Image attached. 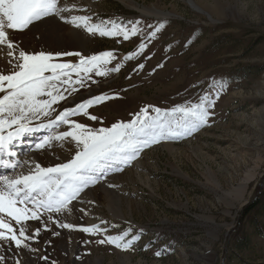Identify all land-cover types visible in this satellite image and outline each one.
<instances>
[{"label": "rangeland", "instance_id": "1", "mask_svg": "<svg viewBox=\"0 0 264 264\" xmlns=\"http://www.w3.org/2000/svg\"><path fill=\"white\" fill-rule=\"evenodd\" d=\"M71 2L78 7L66 16L87 15L93 23L111 20L128 27L129 22L139 21L142 31L124 40L90 34L61 20L86 37L87 47L73 41L53 49L43 45L46 41L41 32L45 27L39 24L31 30L10 33L28 51L91 56L114 50L117 60L108 67L123 62L119 72L103 77L93 73L87 87L70 96L65 93L67 100L58 103L57 111L74 107L92 95L116 94V98L89 109L90 114L102 118V123L83 115L73 117L92 127H108L132 119L148 105L170 109L196 103L206 92L213 94L215 106L208 124L198 131L144 149L137 159L122 165L121 171L108 170L105 179L88 188L94 189L96 200L83 198L88 189L81 193L80 199L90 212L81 220L83 225L99 224L107 233L93 235L78 227L66 228L80 231V251L74 253V262L69 264H264V204L245 213L264 192V0ZM142 8L151 14L142 13ZM156 11L172 15L158 17L152 13ZM161 24L164 27L143 55L122 61L142 40L147 42L149 33ZM19 37L27 44L23 46ZM2 53L7 54V49ZM79 59L64 56L56 62L78 63ZM141 63L143 69L138 67ZM221 83L224 89L216 99L214 94ZM47 134L43 130L35 137ZM35 149L28 155L24 152L25 157L32 156ZM51 150L63 153L58 156L60 161H66L75 151L69 143L60 147L56 142ZM104 181L116 189L122 215L108 206L106 194L98 187ZM74 213L73 207L65 214L71 216L70 224L77 225ZM53 224L45 222L41 231L55 237ZM128 228L132 229L129 238L140 234L131 250L98 242L105 235ZM30 244L37 250L39 241L34 239ZM157 251L162 255H155Z\"/></svg>", "mask_w": 264, "mask_h": 264}, {"label": "snow or ice", "instance_id": "2", "mask_svg": "<svg viewBox=\"0 0 264 264\" xmlns=\"http://www.w3.org/2000/svg\"><path fill=\"white\" fill-rule=\"evenodd\" d=\"M77 7L71 0H0V52L7 49L9 65L7 69L0 67V167L15 170L24 164L30 165L26 173L0 176V264L7 260L21 264L18 252L4 255L12 252L13 247L37 251L29 241L39 237L41 228L30 229L28 221H40L46 215L60 228L78 227L54 219L55 214L71 213L73 201H78L81 193L105 179L108 170L121 171L122 165L137 159L144 149L163 140L189 136L207 125L215 106L213 94L206 92L196 103L186 102L170 109L148 105L132 119L117 121L108 127H92L73 117L83 115L90 121L102 123V118L90 114L89 109L116 98V94L92 95L75 103L74 107L57 111L54 105L67 100L65 93L70 96L87 87L93 73L103 77L119 72L123 62L108 67L117 60L114 50L91 56L67 51H28L21 48L10 33L31 30L47 18H59L77 28H84L90 34L122 37L124 40L142 31L138 27L139 21L129 22L131 27H128L111 20L93 23L92 17L87 15H65ZM163 27L161 24L149 33L147 42L142 40L134 51L122 57V61L143 55L151 39H155ZM64 56H78L80 59L78 63L56 62L57 58ZM138 67L143 69L144 64ZM223 89L221 83L214 94L216 99ZM152 111L155 115H151ZM63 126H67L66 130H60ZM41 130L48 134L35 143L37 150H51L54 142L60 147L69 143L74 146V154L66 161L55 157L50 166L17 159L16 144L26 135ZM44 227L47 229V224ZM79 229L93 235L107 233V229L99 224L79 226ZM131 233L132 229L128 228L116 235H105L98 242L131 250L140 239L139 233L129 238ZM53 234L59 235V232ZM155 255L160 256L162 252L157 251ZM42 258L48 259L46 256Z\"/></svg>", "mask_w": 264, "mask_h": 264}, {"label": "bare ground", "instance_id": "3", "mask_svg": "<svg viewBox=\"0 0 264 264\" xmlns=\"http://www.w3.org/2000/svg\"><path fill=\"white\" fill-rule=\"evenodd\" d=\"M141 12L144 14H151L150 13L151 11H149L147 8H142ZM152 13L154 15H157L158 17H165L167 15H172L171 12H157L156 11V13L154 12ZM39 25L45 27V28H42L43 31L41 32V38H43L42 39L43 42L46 41V43L43 45L49 46L52 49L58 48V46L59 47L67 46L68 44H71V42L73 41L74 42L77 41L76 43H79L80 45L81 44L85 45L87 42V39L85 36H83V34L79 33L74 28L67 27L64 23H62V21L59 18H47L45 22L39 23ZM21 40L22 38L19 37L20 42ZM21 44L24 46L27 43L21 42ZM7 60H8L7 54L0 52V67H4L5 69H7L9 67V65L7 64ZM57 106L58 105H54V107L56 108ZM30 137L31 136H28L27 138H30ZM32 137L34 138L35 135H32ZM29 145L30 144L28 142L26 143L20 142L16 144L14 150L17 149V154H18L17 159L21 161H29V162L34 160L36 162L41 163L44 166H50L55 162V157H58L59 155L60 156L63 155V153L60 150H56V151L55 150H42L41 152L35 149L32 156L29 155L28 158H26L25 155L22 153V151L26 152L25 150L28 148ZM53 153H55V156H53ZM29 166H30L29 164L22 165L21 167L17 168L18 171H16V173H19V172L26 173ZM2 170H4V173L1 172L0 176L3 174L12 175L11 173L13 169L2 167L0 168V171ZM109 186L110 184L108 181L101 182L98 185V187L101 188L100 190L106 194V197L108 198V206L110 207V209L113 210L114 213L122 215L123 208L122 206H120L121 199L119 195L117 194L116 189L110 188ZM85 194L83 195V198L88 196L89 199L87 198L85 199L90 200L91 198L93 200H96L94 189L86 190ZM88 208L89 207H87V204H85L84 199L83 200L79 199L78 201L74 202V212H75L74 220L77 222L78 228L79 226H85L83 225V222L81 220L86 219L87 215H90ZM68 217H71V216H68L67 214L62 213V214H56L54 216V219H59L61 222H64V223H70L69 222L70 220ZM47 221H50V220H48L47 217H44V220L42 219V221L41 220L40 221H28V224L30 226V229L34 230L35 228H42V224H44ZM53 225H54V227L52 228L53 232H59V235H55V237H50L52 236L51 234L49 235L47 232L44 233L41 231L39 237L36 238L39 241V245L38 246L36 245L37 246L36 252H32L27 249L16 250L13 247L12 252L10 253L5 252L4 255L11 256L18 252L19 256L22 258L21 264H52L53 261H55V264H69L71 262H74L73 260L74 253L75 252L79 253L80 251L79 249H80L81 243H80V240L77 238L78 235H80V231H76V230L70 231V230H67L66 228H60L57 224H53ZM31 247H33V244H31ZM45 256L48 258L47 259L48 261H44V259L42 258ZM5 264H12V262L11 260H7Z\"/></svg>", "mask_w": 264, "mask_h": 264}, {"label": "trees", "instance_id": "4", "mask_svg": "<svg viewBox=\"0 0 264 264\" xmlns=\"http://www.w3.org/2000/svg\"><path fill=\"white\" fill-rule=\"evenodd\" d=\"M263 199H264V192L261 191L257 196V198L254 200L255 202L252 203L250 206L246 207L245 213L251 212L254 209H256L258 206L263 205L264 204L262 201Z\"/></svg>", "mask_w": 264, "mask_h": 264}]
</instances>
